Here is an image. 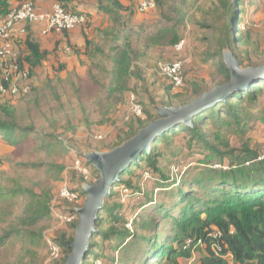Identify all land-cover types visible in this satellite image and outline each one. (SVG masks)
I'll use <instances>...</instances> for the list:
<instances>
[{
	"label": "rangeland",
	"instance_id": "rangeland-1",
	"mask_svg": "<svg viewBox=\"0 0 264 264\" xmlns=\"http://www.w3.org/2000/svg\"><path fill=\"white\" fill-rule=\"evenodd\" d=\"M127 1L129 2L127 7L131 11L123 12L121 18L123 21L131 19L134 30L142 32L139 37L132 33L134 38L131 41L134 48L132 50L136 51L134 53L138 64L145 73L149 93L158 102V106H161L160 102L163 98H173L175 102L189 99L195 84L202 80H206L207 84L212 83L214 67L210 63H203L202 60L208 45L211 44L212 37L217 34V31L219 33L217 29L221 25H228V17L232 16V10L237 2H241L237 8V10H241L238 15V26L245 31L247 41V43L241 44V47L249 49L252 57L264 58V0H156V6L143 13L138 10V0ZM110 19L112 22L110 20L106 21L105 25H117L113 18ZM203 24L209 26H203ZM211 24L216 26L211 28ZM87 27L86 24L82 28ZM166 27L175 28L181 39H186L187 44L184 49L178 51L176 45L168 43L172 35L164 40L165 43L153 41L152 37L158 35L159 31ZM110 31L111 52L120 54L123 45L122 41L119 40L120 32L116 27H111ZM238 33V36L242 35V31H238ZM112 35H116L118 41ZM203 37H206L204 39L207 40H203ZM224 50L230 49L227 47ZM96 59L100 63H96L90 58L87 59V57H83L79 62L72 58L68 59L67 63H47V67L53 65L57 67V73H53V78L48 77L35 93H32L33 89L30 94L17 97L14 100L1 97L0 104L11 107L22 124L33 126L36 132L55 133L64 141L75 144L76 151L112 150L113 146L116 147V144L120 142L122 144L124 140L126 141L128 134L131 132V127L134 126L133 122L136 123L139 118V115L132 110L130 95L136 91L137 98L148 103L149 100L144 98L148 94L144 91L142 83L132 78L129 86L133 92L130 94V91H128L124 95L121 93L117 95L116 93L114 97L118 100L117 105H111L112 97L104 86V83H110L111 79L104 77V73L97 75V72H100L103 68L105 69L104 72H107L114 62L109 61L103 54H99ZM175 60L183 61L185 67L186 82L180 90H173L158 70L160 63ZM95 65H98V68ZM61 67H65L70 75L65 76L64 73H60ZM42 71L43 68L40 67V72L42 73ZM94 72L96 73L95 76H91ZM73 75L76 76L73 77ZM84 106H87V111L84 110ZM256 110L254 114L258 118L255 123L260 125L261 128L257 129L259 132L257 136L252 133V139L248 142L249 147L247 150L249 152H246V148L242 149L244 138L224 135V131H222L224 138L232 140V146L238 149L233 157L222 151L225 147L222 146L221 148L214 137H211V146H208L197 141L190 143L188 136L177 135L172 138V143L169 146L164 145V143L160 145L163 155L159 159L158 166H160L161 171L150 169L148 162L142 161L139 166L134 167L133 176L125 174L124 178L127 180L132 179L135 182V187L131 189L118 183L113 188L114 196L107 198L106 201L110 207L116 203L122 205L115 210V213L122 215L124 219L120 225L128 221L127 227L134 230L135 226L139 228L141 225H147L146 221L156 223L161 220L158 228L153 229V227H150L146 230L139 228V232L152 237L155 230H158L163 233L159 241L164 243L172 231L171 217L166 218L164 211L157 212V205L164 203L173 209L175 203H177V200L172 196L164 193L166 190L168 192L176 188L174 184L184 189L194 187V189L200 190L199 185L188 184L197 176H208L209 168L212 167L216 169L215 171L227 170L232 161L237 163L243 159H250L253 154H256L258 158L264 150V104L262 99ZM208 128L211 129V132L218 129L213 124ZM42 139L49 140L46 135ZM55 141L56 139L53 140V142ZM47 143L49 142H39L36 135L31 136L27 141H23L18 146V169H13L8 175H11L16 182L27 183V186L36 183L38 186L44 184L51 188L53 192L52 207H56V205L70 206L71 203L62 202L60 193L65 185L76 188L81 184L83 180L82 173L77 167L82 164L79 161H82V159L74 151L61 153L56 147H51L52 151L47 153L38 151L42 144L44 147H48ZM216 144L221 151H218L219 148L217 151H213ZM40 162L45 163L43 167L24 168L23 166L22 169L19 168L21 165ZM89 169L91 173L89 171V179H85L86 181L94 179L95 169L90 167ZM10 182L13 181L10 180ZM151 199H154V201L150 202ZM84 202L85 199L77 198L75 205L80 207L84 205ZM20 204L22 205L24 202H20ZM11 209L17 211L12 206ZM172 213L177 215L175 208ZM140 214H144L147 218L139 219L138 222L135 221L134 223V220L137 216L139 218ZM14 215V212L12 214L7 210L4 217H1L3 219L0 218V237L5 232L1 228H3V225L8 227V221L16 219ZM102 216L106 220L104 228L110 227L114 220L109 217V213L104 211ZM50 219H53V221L46 222L35 242L19 236L17 238L13 236L4 237L3 240H6L4 241L5 245L0 246V264H61V258L47 262L49 247L45 236L57 239L63 233L75 235L76 229H73L71 225L73 221L64 222L58 219L53 210ZM42 224L40 223L38 226ZM34 229L38 230L39 228ZM101 239L100 235L92 239L97 243V246H93L92 252L99 254V256L98 258L94 255L89 256L87 263L139 264L142 261V259L137 261L136 258L140 250L134 248L133 251H127L124 247L125 241L121 247H117L119 240L105 242ZM146 244L153 245L151 242H145L144 245ZM200 251L201 248L197 249L191 261L181 259V262L183 264L196 262L199 255H201ZM152 258L150 264L168 263L166 258L162 261L159 260L160 258Z\"/></svg>",
	"mask_w": 264,
	"mask_h": 264
},
{
	"label": "trees",
	"instance_id": "trees-1",
	"mask_svg": "<svg viewBox=\"0 0 264 264\" xmlns=\"http://www.w3.org/2000/svg\"><path fill=\"white\" fill-rule=\"evenodd\" d=\"M24 1L27 0H0V17L6 16L11 8ZM58 1L67 11L79 13L72 10L73 8L69 6L71 0ZM97 2L98 8L110 18H113L117 24L115 25L116 29L122 35V51L114 60V75L111 77V100L114 102V105H117L118 100L114 97L116 93L117 95L120 93L124 95L128 91L130 93L133 92L129 86L132 78L138 82L140 81L144 86V91L148 94L144 97L146 100H149L148 103L141 101L136 96L137 102L142 106V116H139L136 123L133 122L135 127H131V132L126 138L127 140L134 136L139 129L161 117L156 110L158 102L149 93L145 73L137 62L138 60L134 53L136 51H133L134 48L131 43L132 39H134L132 33H135V36L139 37L142 32L134 30L131 19L123 21L121 18L123 12L131 11V9L124 5L121 0H97ZM240 3H235L232 16L228 17V25H221L217 29L219 33L217 31V34L212 37L211 44L208 45L204 54L202 62L210 63L214 67L212 83L207 84L206 80H202L195 84L189 99L175 102L173 98H163L160 105L178 107L190 103L203 93L213 89L216 85L229 81L231 76L223 58V51L227 47L234 53L243 68L264 67L263 57H252L249 49L241 47V44L247 43V41L245 31L238 26V15L241 10H237V8ZM80 13L87 16L86 24L89 26L91 24V15L85 12ZM203 26L209 25L203 24ZM210 26L212 28V26L215 27L216 25L211 24ZM238 31H242V35L238 36ZM169 35H172V38L168 42L169 44L176 45L182 40L173 27L161 29L159 34H156L152 38L153 41L165 43L164 40ZM204 38L206 37H203V40H207ZM22 44L25 50L21 49L22 47L19 48V62L22 66L28 64L33 72L34 68L41 65L46 59V51L42 50L40 43L29 31V27L26 38L22 40ZM261 77L252 82L247 88L230 92L225 100H219L216 104L201 110L193 116L192 125L184 122L176 123L164 133L155 137L151 142V149L142 150L136 157V160L120 173L121 178L115 185L119 183L133 189L135 182L132 179H125L124 175L133 176L134 167L139 166L142 161L148 162L150 169L161 171L160 166H158L159 159L163 155L160 145L164 143V145L169 146L172 143V138L177 135L188 136L187 138H189L190 143L197 141L208 146H211L210 139L214 137L219 142L221 148L222 146L225 147L222 151L231 157L238 152V149L232 146V140L225 139L224 135L246 137L242 143V149L246 148L247 152L249 147L248 140H246L248 139L247 133L258 118L254 112L260 106L261 99L264 104V74ZM135 93L136 91H134ZM111 105L113 104L111 103ZM84 107V110L87 111V106ZM211 124L216 125L218 129L211 132V129L208 128ZM222 131L225 132L224 135ZM33 135L37 136L39 142H49L47 143L48 147H44L43 144L40 145L38 151L51 152V147L58 148L61 153L71 150L79 155L87 166L95 169L93 180L86 181L85 179L87 178L81 174L83 178L81 184L76 188L70 187L73 192H79L83 199H86L83 184H92L98 180L99 171L86 160L84 157L85 152L81 150L76 151L77 147L75 144L64 141L55 133L36 132L33 126L22 124L11 107L6 104H0V137L18 147L23 141L29 140ZM44 135L49 140L42 139ZM54 138L56 139V143L53 142ZM120 144L121 142L116 144V146ZM213 148H215L213 151H217L219 146L216 144V147ZM218 151H221V149L219 148ZM231 163V166L227 170L221 169L220 171H215L216 169L211 167L208 169V176H197L188 184L199 185L200 190L194 189V187L184 189L174 184L176 188L164 192L177 200L174 206L177 215L172 213L174 208L171 209L164 203L157 205V212L164 211L166 218L171 217L172 231L164 243L159 241L163 233H160L158 230H155V234L152 237L146 233L139 232V228L145 230L150 227H153V229L158 228L161 220L156 223L146 221L147 225H141L139 228L135 226V229L131 230L126 225L128 221L120 225L124 219L122 215L115 213V210L122 205L116 203L110 207L106 202L105 207L99 213L96 221L98 229L90 239L89 248L82 264H90L87 263V259L91 255L98 258L99 254L97 255V253L92 252L93 246H97V243L92 241V239L99 235L102 238L101 240L105 242L119 240V243L116 245L117 247H121L125 241L124 247L127 251H133L134 248H138L140 251L137 254L138 256H136L137 261L142 259L139 264H150L153 259L152 257L160 258V261L166 258L167 264H183L181 259L191 261L197 249L200 248L201 255H199V259L189 264H264V160H258L257 155L253 154L250 159H243L237 163L232 161ZM44 164V162H40L18 166L21 169L23 166L24 168H36L43 167ZM22 184L26 188L24 192H28L30 195L28 198L25 197L23 199V202L26 204L22 215L16 216V219H13L9 224L18 225L22 223V227H27L29 233L35 235L34 238L37 239L46 222L53 221V219H50L53 208L61 207L66 212L68 211L76 215L77 218L71 225L73 229L77 228L79 214L76 211V205L66 199L60 198L63 203L69 202L72 205H56V207H52L53 192L51 188L44 184L40 186L36 183H32V186H27V183ZM19 191L20 189H18ZM114 194L112 189L111 195L108 198L114 196ZM153 201L154 199L150 200V202ZM104 211L108 212L109 217L114 220L108 228H104L106 221L102 216V212ZM144 214H140L139 218L137 216L134 223L135 221L138 222L139 219H146L147 217ZM40 223L43 224L38 226ZM34 228L39 229L35 230ZM3 231L5 232L0 237V246L4 237H9L10 234H17L15 231L5 229ZM17 231L22 232L19 228ZM216 232L219 233L218 236L215 235ZM74 237L75 235L63 233L56 239L62 249L61 264L66 262L72 252L70 243L73 242ZM145 242H151L153 245H144ZM156 262L158 263L157 259Z\"/></svg>",
	"mask_w": 264,
	"mask_h": 264
},
{
	"label": "crops",
	"instance_id": "crops-1",
	"mask_svg": "<svg viewBox=\"0 0 264 264\" xmlns=\"http://www.w3.org/2000/svg\"><path fill=\"white\" fill-rule=\"evenodd\" d=\"M32 1L35 2L36 6L40 10H51L56 3H59L58 0ZM127 2V0L122 1L124 5L128 6L129 2ZM69 6L76 12L89 13L91 15V24L87 28H82L83 26H80L69 31L60 33L51 32L49 34H43L41 32L42 24L40 23L31 24L29 26V31L40 43L42 50L46 51L47 54L44 62L41 65L35 67L33 70V83L35 87L32 93H35L37 90H39L43 83L48 79V77L53 78L54 72L57 73L56 65L47 67V63H67L66 61L72 58L73 60L79 62V60H82L83 57H87V59L90 58L92 61L94 60L96 63H100L99 60L96 59L99 54L105 55L109 61L113 62L115 58H117L118 53L111 52L110 30L111 27H115V25H113L112 23V25H105V22L109 20L111 21V19L107 14H105L98 8L97 0H71ZM20 26L21 25L18 24L16 27L15 39L18 48L22 47L21 49L25 50L22 44V40L26 38V34L20 32ZM112 37L118 39L116 35H112ZM121 38L122 35H120L119 40H121ZM40 67L43 68L42 73L40 72ZM95 67L98 68V65H95ZM111 67H114V64ZM111 67L107 70V72H104L105 69L103 68L100 71L101 73L97 72V75H101L104 73V77H108V79H111V77H113L114 75V70ZM60 73H64L65 76L70 75V72H68L65 67H61ZM95 74L96 73L94 72L93 74H91V76H95ZM75 76L76 75H73V77ZM111 84L112 81L104 85L109 92L111 91ZM7 98L11 100L15 99L11 97ZM111 103L114 104L112 100ZM258 128H261V126L257 125V123H254V125L250 128L249 132L247 133L248 139H246L248 140V142L252 139V133H255L256 136L257 134H259V132L257 131ZM18 157V147L0 137V218L4 217V214L7 212V210H9L12 214L14 212V216L22 215V211L26 203L21 205L20 202H23V199H25V197L28 198L30 195L28 192H24L26 188L23 187L24 185L21 182L14 181V178H12L11 175H8L13 169H18ZM10 180H12L13 182H10ZM18 189H20L19 192ZM11 206L17 209V211L11 209ZM11 221L12 220H9L8 223H10ZM18 228L22 232L17 231ZM4 229L17 232L16 235L10 234V236H13L15 238L20 235L19 237H25L26 239H30V241L32 242H35L36 240L34 238L35 235L29 233L27 227H22V223L18 225L8 224V227L6 225H3V228H1V230ZM4 241L6 240H3L1 246L5 245Z\"/></svg>",
	"mask_w": 264,
	"mask_h": 264
},
{
	"label": "water",
	"instance_id": "water-1",
	"mask_svg": "<svg viewBox=\"0 0 264 264\" xmlns=\"http://www.w3.org/2000/svg\"><path fill=\"white\" fill-rule=\"evenodd\" d=\"M223 58L231 76L229 81L216 85L190 103L178 107L167 105L156 107L161 116L159 119L139 129L134 136L112 150H94L84 153L86 160L99 171V178L92 184H83L86 199L84 205L76 208L79 220L74 240L70 243L72 252L65 264L83 263L90 239L98 229L96 221L99 213L105 207L106 199L111 195L115 183L120 180V173L136 160L142 150L151 149V142L155 137L178 122L192 125L193 116L201 110L216 104L219 100H225L230 92L247 88L264 74V67L243 68L230 50L223 51Z\"/></svg>",
	"mask_w": 264,
	"mask_h": 264
},
{
	"label": "built area",
	"instance_id": "built-area-1",
	"mask_svg": "<svg viewBox=\"0 0 264 264\" xmlns=\"http://www.w3.org/2000/svg\"><path fill=\"white\" fill-rule=\"evenodd\" d=\"M156 6V0H138V9L141 12H148ZM87 16L81 13L67 11L62 4L56 3L51 10H40L34 1L27 0L10 9L6 16L0 17V97L17 98L29 94L34 85V77L31 67L28 64L23 66L19 62L20 50L15 39V30L20 26V32L27 34L31 24H42V33L64 32L85 25ZM186 39L176 44L178 51L184 49ZM160 75L166 79L173 90H180L185 83V67L181 60L160 63ZM131 94V93H130ZM132 110L142 116V106L137 102L136 95H130ZM264 160V150L257 158ZM77 169L89 179V166L83 161ZM91 173V171H90ZM60 198L66 199L75 205L77 198L83 197L79 192H73L65 185L60 193ZM55 216L64 222H72L77 217L74 213L66 212L61 207L53 209ZM219 235L218 232L215 233ZM49 247L47 262L60 259L62 249L56 239L45 236Z\"/></svg>",
	"mask_w": 264,
	"mask_h": 264
}]
</instances>
